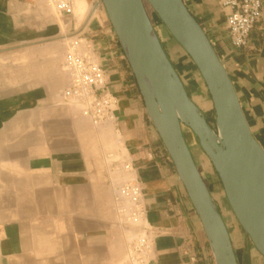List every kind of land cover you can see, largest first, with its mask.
Masks as SVG:
<instances>
[{
    "label": "crops",
    "instance_id": "obj_1",
    "mask_svg": "<svg viewBox=\"0 0 264 264\" xmlns=\"http://www.w3.org/2000/svg\"><path fill=\"white\" fill-rule=\"evenodd\" d=\"M261 1V18L248 44L238 48L228 35V10L218 0H184L223 60L252 132L264 146ZM69 2L72 14L57 12L49 0H0V264H37L40 254L49 261L55 216L60 214L56 208L69 207L72 191L101 177L110 160L114 183L136 182L142 189L144 213L137 227L150 244L142 253L145 264H215L200 218L149 118L102 0ZM76 38L83 41L82 51L88 49L103 67L105 91L117 100L113 118L100 125L84 117L78 106L72 109L76 100L64 96L70 84L65 53ZM182 58L193 71L191 59ZM193 87L197 104L215 117L205 84L198 80ZM193 138L190 149L229 229L238 263L264 264L225 206L210 161ZM131 236L126 233V238ZM129 256L117 253L114 264H124Z\"/></svg>",
    "mask_w": 264,
    "mask_h": 264
},
{
    "label": "water",
    "instance_id": "obj_2",
    "mask_svg": "<svg viewBox=\"0 0 264 264\" xmlns=\"http://www.w3.org/2000/svg\"><path fill=\"white\" fill-rule=\"evenodd\" d=\"M178 176L200 218L215 264H239L226 222L187 143L196 136L243 231L264 257V146L255 138L234 82L184 0H102ZM162 23L198 68L215 111L214 128L190 97L147 12Z\"/></svg>",
    "mask_w": 264,
    "mask_h": 264
},
{
    "label": "rangeland",
    "instance_id": "obj_3",
    "mask_svg": "<svg viewBox=\"0 0 264 264\" xmlns=\"http://www.w3.org/2000/svg\"><path fill=\"white\" fill-rule=\"evenodd\" d=\"M146 8L168 57L185 86L189 89L192 99L197 104L196 95L195 92H193V85L198 80L205 84L198 68L195 65H193V71L187 68L188 66L184 62L182 56L186 55L189 57V55L173 38L162 21L160 22L156 18V13L152 11L148 5ZM57 50L56 48V51ZM205 88L211 100L207 86ZM74 106H78L82 111V102H71L72 109L75 108ZM204 113L208 120L213 123L214 128H216L215 117L207 112ZM91 126L92 128H89L93 131L95 126L92 123ZM57 129L62 130L63 128H56V131ZM183 129L189 146L191 140L194 139L193 137H195V141L198 143L196 136L188 127L183 126ZM203 154L205 160L210 161L204 152ZM107 165L106 169L103 168V175L100 174L101 177L98 176V178H93V183H88L85 189L72 191L69 207L56 208V211L60 210V214L56 213L55 216V238L53 240L54 255L52 257L51 254H49L48 261L46 260V256L45 259H42V255L40 254L37 264H114L117 259V253L121 251L130 253L128 260H125L124 264H134L136 262L140 264L146 263L144 256L136 251L139 235L144 232L140 227L130 224L126 220L124 221L121 216L119 217V213L117 212L118 208L116 209V203L118 204L116 198L118 189L122 185L113 182L115 171L111 169V160ZM209 166L213 173V177L219 184L222 199L225 200V206L233 212L227 200L221 180L211 162ZM211 182V179L208 178V183L212 189L213 184ZM233 217L236 219L234 213ZM240 229L242 230L241 232L244 233V236L249 238L241 226ZM128 232L132 234L130 238H126V233Z\"/></svg>",
    "mask_w": 264,
    "mask_h": 264
},
{
    "label": "built area",
    "instance_id": "obj_4",
    "mask_svg": "<svg viewBox=\"0 0 264 264\" xmlns=\"http://www.w3.org/2000/svg\"><path fill=\"white\" fill-rule=\"evenodd\" d=\"M55 10L62 14H72L69 0H49ZM219 6L227 9L226 26L231 43L235 47H245L251 32L262 14L261 0H218ZM83 41L73 39L65 53L64 66L70 74V84L64 91L68 99L83 102L82 115L94 125H100L113 118V108L117 104L114 96L105 91L106 74L103 67L82 51ZM125 169H130L126 164ZM142 189L136 182H127L119 187L117 201L118 213L122 219L133 225L140 223L143 216L141 206ZM129 202L131 205H127ZM147 236L139 235L136 251L142 253L149 249ZM145 262V261H144Z\"/></svg>",
    "mask_w": 264,
    "mask_h": 264
},
{
    "label": "bare ground",
    "instance_id": "obj_5",
    "mask_svg": "<svg viewBox=\"0 0 264 264\" xmlns=\"http://www.w3.org/2000/svg\"><path fill=\"white\" fill-rule=\"evenodd\" d=\"M148 3V2H147ZM149 4V3H148ZM151 7H152V9H153V11L156 13V11H155V9L153 8V6L151 5V4H149ZM76 7V6H75ZM156 18L161 22V19L159 18V16H158V14L156 13ZM185 51V50H184ZM191 59V58H190ZM191 61L193 62V65H195V63H194V61L191 59ZM192 65V64H191ZM196 66V65H195ZM203 79V78H202ZM212 104H213V102H212ZM199 143V142H198ZM200 145V144H199ZM201 147V146H200ZM201 149H202V147H201ZM203 150V149H202ZM204 152V151H203ZM205 153V152H204ZM206 154V153H205ZM208 157V156H207ZM209 158V157H208ZM210 160V159H209ZM211 162V161H210ZM215 195V194H214ZM225 201V200H224ZM226 213V212H225ZM237 219V218H236ZM140 223H141V219H140ZM140 223H138L137 225H135V226H138Z\"/></svg>",
    "mask_w": 264,
    "mask_h": 264
},
{
    "label": "trees",
    "instance_id": "obj_6",
    "mask_svg": "<svg viewBox=\"0 0 264 264\" xmlns=\"http://www.w3.org/2000/svg\"><path fill=\"white\" fill-rule=\"evenodd\" d=\"M147 5L151 8V10L153 11V9H152V7L147 3ZM186 89H187V91H188V93H189V95L191 94L190 93V91H189V89L186 87ZM191 96V95H190Z\"/></svg>",
    "mask_w": 264,
    "mask_h": 264
},
{
    "label": "flooded vegetation",
    "instance_id": "obj_7",
    "mask_svg": "<svg viewBox=\"0 0 264 264\" xmlns=\"http://www.w3.org/2000/svg\"><path fill=\"white\" fill-rule=\"evenodd\" d=\"M191 95V94H190ZM191 98H192V96H190ZM209 121V123L214 127V125H213V123L210 121V120H208ZM183 131H184V129H183ZM184 134H185V132H184ZM185 137H186V135H185Z\"/></svg>",
    "mask_w": 264,
    "mask_h": 264
}]
</instances>
